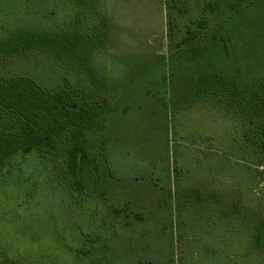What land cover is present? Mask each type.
<instances>
[{"label": "rangeland", "instance_id": "rangeland-1", "mask_svg": "<svg viewBox=\"0 0 264 264\" xmlns=\"http://www.w3.org/2000/svg\"><path fill=\"white\" fill-rule=\"evenodd\" d=\"M21 32L80 36L86 59L1 54L0 78L69 89L106 126L83 191L63 156L0 171V264H264V0H0V42Z\"/></svg>", "mask_w": 264, "mask_h": 264}, {"label": "trees", "instance_id": "trees-1", "mask_svg": "<svg viewBox=\"0 0 264 264\" xmlns=\"http://www.w3.org/2000/svg\"><path fill=\"white\" fill-rule=\"evenodd\" d=\"M86 42L84 38L71 34L21 32L0 42V55L19 56L34 49H45L59 58L82 64L86 59L83 48ZM200 52L193 49L194 54ZM195 59L192 57V61ZM227 81L225 76L218 74L201 76L198 90L201 92L213 85L224 86ZM104 110L80 104L69 89L48 93L28 77L0 78V114H10L15 122L11 128H0V171L19 156L33 153L63 156L72 178L70 189L73 192L85 190L83 180L95 160L87 146L88 135L105 128L107 111ZM259 121L255 127L258 137L256 135L254 143L259 142L264 148V119ZM99 171V165L94 166V176L89 186L97 182ZM97 189L98 186H92V190ZM255 234L254 246L263 249L262 231L257 228Z\"/></svg>", "mask_w": 264, "mask_h": 264}]
</instances>
